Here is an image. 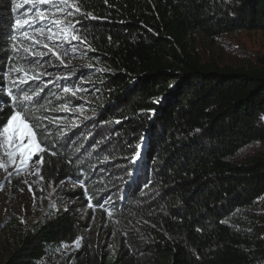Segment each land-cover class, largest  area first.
Listing matches in <instances>:
<instances>
[{
  "label": "trees",
  "instance_id": "16d2710c",
  "mask_svg": "<svg viewBox=\"0 0 264 264\" xmlns=\"http://www.w3.org/2000/svg\"><path fill=\"white\" fill-rule=\"evenodd\" d=\"M16 4L0 0V77L33 67L21 59L29 41L9 39L29 7ZM82 11L97 19L65 20L87 39L68 81L86 89L82 110H55L71 103L60 87L21 85L33 115L63 119L37 168L44 211L27 225L6 216L0 264H264V57L200 52L202 39L264 33V0H87ZM10 80L0 81L9 103ZM88 216L110 242L88 239Z\"/></svg>",
  "mask_w": 264,
  "mask_h": 264
},
{
  "label": "snow or ice",
  "instance_id": "6c2138e0",
  "mask_svg": "<svg viewBox=\"0 0 264 264\" xmlns=\"http://www.w3.org/2000/svg\"><path fill=\"white\" fill-rule=\"evenodd\" d=\"M12 2L16 5L13 8L14 12L17 11V7L22 6L17 5L16 0H12ZM86 2L87 0H23V4H27L29 7L22 14H17L13 32L10 34L9 39L10 41H17V33H19L20 36L29 41L28 46L23 48L26 55L21 59L33 65V70L32 72L26 71L23 67L11 64L8 72L0 77V81L10 80L12 72L20 74L17 77L19 84L14 80H10L12 87L17 89V95L13 94L12 88H7V95L11 98V103L0 98V111L4 107L12 108L6 122L0 120V169H4L6 172L9 165L15 166L14 170L19 172L22 168L28 167L29 164H40L42 166L45 163L43 154L48 152L46 144L51 135L50 126H58L57 122L62 120L63 117H36L33 115V109L26 103L33 101V95L25 91L21 85L28 83V80L35 83L36 88L40 87V83H37V81L44 83L45 86L48 83H55V81H41V76L49 75V73L46 70L35 72V69L41 68L44 63H48L52 67L67 68L68 64L64 57H67L69 52L75 55L78 51V48L72 42L87 44L86 37L79 35V30L76 27L81 21L77 20L75 23L69 21L67 24L64 22L67 17H74L78 14L86 19H97L91 12L82 11V6ZM50 11L51 16H49ZM57 13L63 14V17L57 16ZM66 44L68 47H65ZM88 47L89 50L94 51L90 45ZM12 49L14 52L18 51L15 43L12 44ZM53 59L59 61V64H55ZM68 78L69 76H57L56 79L67 80ZM3 90L4 86L0 84V91ZM62 90L66 96L70 95L73 98H81L78 97V93L86 91L80 85H72L71 87L62 85ZM32 92L37 96L39 95L35 92V89H32ZM82 108L83 105H76L71 110H82ZM55 110L69 111V108L65 102L59 109ZM51 155H56V153L52 152ZM37 156H39V159H35ZM38 173L39 169H37ZM8 175L11 176L12 173H8ZM40 179H43V177L40 176ZM28 187L31 192V185ZM89 207H93V205L90 203ZM96 207L103 209L104 204L98 203ZM107 214L111 216L112 212L108 211ZM76 244L79 246V239Z\"/></svg>",
  "mask_w": 264,
  "mask_h": 264
},
{
  "label": "rangeland",
  "instance_id": "374dc122",
  "mask_svg": "<svg viewBox=\"0 0 264 264\" xmlns=\"http://www.w3.org/2000/svg\"><path fill=\"white\" fill-rule=\"evenodd\" d=\"M57 16L62 18L63 14L57 13ZM72 43L79 49L80 45L76 41ZM65 47H68V45L66 44ZM200 52L204 59L214 58L222 63L256 65L264 57V33L261 31H238L219 36L214 42L202 39L200 42ZM77 55L78 51L75 55L69 52V55L64 57L68 64L67 68L52 67L48 63H44L41 68L35 69V72L46 70L49 75L41 76V81H55V83L47 84L51 88L60 87L62 89V85H77L76 82L68 83L69 78L73 75V71H75L74 69L79 68L77 66ZM53 62L57 65L59 64V61H55L54 59ZM32 70L33 67L29 69L30 72ZM70 73L71 75H69ZM57 76H69V78L67 80H57ZM78 97H81V93H78ZM69 99H71V103L68 106L69 111L66 112H76V110L72 111L71 109L76 105H80L83 100L82 97L73 98L69 96ZM105 131L109 132V129L103 126L100 132L103 133ZM143 150L144 147L138 150L137 155H141ZM35 159L39 158L35 157ZM38 166L39 164H29L28 167L22 168L19 172L14 170L15 166L13 165L8 166L7 172L4 169H0V224H4L3 221L7 220V217L11 214H16L20 219L19 223H26L27 225L35 221L43 213V207L46 204H41V202L45 197L49 196V190L45 195L44 191L46 188L41 182L39 173L37 174ZM8 173H12V175L9 176ZM29 185L32 187L31 192L29 191ZM68 202L70 206L71 203H76V209L84 212L78 206L76 199L71 202L68 200ZM86 207L88 208L87 203ZM92 222L93 217L89 218L88 216L87 225L90 230L86 232L90 236L88 239L93 243H98L99 246L104 245L107 241L110 242L111 238H107L106 233L102 230L103 228H93L94 224Z\"/></svg>",
  "mask_w": 264,
  "mask_h": 264
}]
</instances>
